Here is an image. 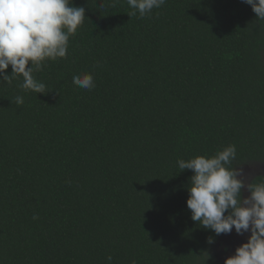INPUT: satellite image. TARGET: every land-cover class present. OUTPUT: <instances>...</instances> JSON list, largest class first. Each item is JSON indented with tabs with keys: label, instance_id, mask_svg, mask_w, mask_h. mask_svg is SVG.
Wrapping results in <instances>:
<instances>
[{
	"label": "trees",
	"instance_id": "obj_1",
	"mask_svg": "<svg viewBox=\"0 0 264 264\" xmlns=\"http://www.w3.org/2000/svg\"><path fill=\"white\" fill-rule=\"evenodd\" d=\"M72 6L67 57L34 73L47 92L0 80V264H220L177 160L234 144L235 168L264 163V20L241 0Z\"/></svg>",
	"mask_w": 264,
	"mask_h": 264
},
{
	"label": "clouds",
	"instance_id": "obj_2",
	"mask_svg": "<svg viewBox=\"0 0 264 264\" xmlns=\"http://www.w3.org/2000/svg\"><path fill=\"white\" fill-rule=\"evenodd\" d=\"M241 2L251 6L258 20H264V0ZM72 3L73 0H0V80L10 85L22 77L21 90L47 92V86L34 73L42 71L47 61L67 57L69 38L86 20L84 7ZM165 3L166 0H127L131 9L128 16H150ZM9 66L11 74H6ZM72 83L84 90L95 88L89 72L74 74ZM14 102L19 107L24 97L18 95ZM236 155V146L229 144L213 155L177 160L180 171L192 172L186 206L193 222L217 236L233 230L241 236L250 233L247 242L236 247L224 264H264V179L246 183L242 169L233 166ZM245 188L247 196L242 195ZM212 242L209 238L208 243ZM106 259L111 264L112 256Z\"/></svg>",
	"mask_w": 264,
	"mask_h": 264
},
{
	"label": "rangeland",
	"instance_id": "obj_3",
	"mask_svg": "<svg viewBox=\"0 0 264 264\" xmlns=\"http://www.w3.org/2000/svg\"><path fill=\"white\" fill-rule=\"evenodd\" d=\"M239 169H242L246 183H250L255 176H264V163H250L240 166ZM248 194L246 188L242 190L243 196H247ZM248 235L250 233H245L243 236L237 235L234 230L230 234H225L214 247L217 261L220 264H224V260L234 254L236 247L241 243L247 242Z\"/></svg>",
	"mask_w": 264,
	"mask_h": 264
}]
</instances>
